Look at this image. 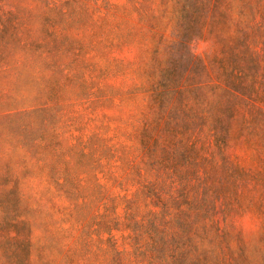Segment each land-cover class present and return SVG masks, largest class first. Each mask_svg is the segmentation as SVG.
<instances>
[{
	"label": "rangeland",
	"instance_id": "obj_1",
	"mask_svg": "<svg viewBox=\"0 0 264 264\" xmlns=\"http://www.w3.org/2000/svg\"><path fill=\"white\" fill-rule=\"evenodd\" d=\"M0 264H264V0H0Z\"/></svg>",
	"mask_w": 264,
	"mask_h": 264
},
{
	"label": "trees",
	"instance_id": "obj_2",
	"mask_svg": "<svg viewBox=\"0 0 264 264\" xmlns=\"http://www.w3.org/2000/svg\"><path fill=\"white\" fill-rule=\"evenodd\" d=\"M115 24V20H109L106 25L104 26L103 31L98 34L95 38L88 41L83 46V52L87 55H89L92 59H94L96 62L104 63V66L109 69L110 64L114 57L111 56L108 49L111 46L117 45L120 46L121 49H123L124 44L121 42V44H115V42L111 39V31ZM134 32L133 29L128 30L126 33H121L119 36H127ZM154 35H158V32H154ZM115 36V35H114ZM139 96V97H138ZM134 96V104L137 107L141 106L138 102L140 97L143 98H149L150 101L153 102H159V98L153 96L152 93L146 92L142 93L141 95ZM152 103V102H151ZM149 104L152 108L154 106L156 107V103ZM155 104V105H154ZM141 109V108H140ZM144 118L146 117L148 119V123L143 124H132V132H131V140H132V148L133 152L136 155H141L144 153H147L151 146L157 141V139L160 137V131H161V119L162 115L158 112L157 109L153 110L152 114H143ZM105 120H112L111 115H108L107 113L104 114ZM96 119V117H91L90 121L91 123ZM132 116H129L128 121H132ZM104 127H108L104 125Z\"/></svg>",
	"mask_w": 264,
	"mask_h": 264
}]
</instances>
